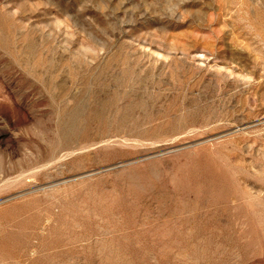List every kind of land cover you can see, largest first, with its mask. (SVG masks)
Wrapping results in <instances>:
<instances>
[{
  "label": "rangeland",
  "instance_id": "1",
  "mask_svg": "<svg viewBox=\"0 0 264 264\" xmlns=\"http://www.w3.org/2000/svg\"><path fill=\"white\" fill-rule=\"evenodd\" d=\"M0 264H264V0H0Z\"/></svg>",
  "mask_w": 264,
  "mask_h": 264
}]
</instances>
